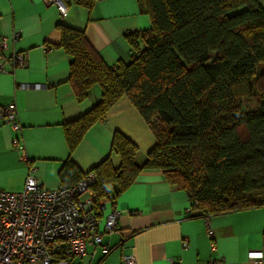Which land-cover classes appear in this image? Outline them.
I'll use <instances>...</instances> for the list:
<instances>
[{
	"label": "trees",
	"instance_id": "16d2710c",
	"mask_svg": "<svg viewBox=\"0 0 264 264\" xmlns=\"http://www.w3.org/2000/svg\"><path fill=\"white\" fill-rule=\"evenodd\" d=\"M66 4V0H63ZM97 0H73L91 10ZM151 23L130 33L131 62L111 67L83 32L59 26V48L71 57L75 98L102 89L99 104L64 125L70 151L107 111L126 98L149 126L154 147L143 165L137 147L113 134L109 159L93 172L96 202L116 198L145 169H158L185 192L198 217L264 207V0H137ZM67 6V4H66ZM256 98L252 109L245 101ZM67 161L59 174L73 186L82 176ZM95 203L93 211L99 217ZM193 215V216H196Z\"/></svg>",
	"mask_w": 264,
	"mask_h": 264
},
{
	"label": "crops",
	"instance_id": "0c3cea01",
	"mask_svg": "<svg viewBox=\"0 0 264 264\" xmlns=\"http://www.w3.org/2000/svg\"><path fill=\"white\" fill-rule=\"evenodd\" d=\"M61 17L43 0H0V42L6 49L7 73L0 74V108L13 106L19 130L0 122V191L18 193L32 171L47 190L65 186L59 174L67 161L82 175L109 159L113 169L121 159L111 152L118 132L137 147L135 162L143 165L155 137L126 98L117 101L70 151L64 125L87 114L102 98L91 87L79 102L71 84V57L59 48V26L84 33L100 59L111 67L131 62L130 33L150 30V19L137 0H97L91 10L66 0ZM18 33L17 40L12 35ZM12 55L26 57L25 67H13ZM8 60V61H7ZM20 147H23L20 150ZM81 175V176H82ZM190 199L170 185L158 169L142 170L125 192L105 202L99 218L119 212L117 233L104 234L102 247L88 246L75 264H120L132 255L135 264H251L249 253L264 248V207L243 212L198 217L188 214ZM207 229L213 233L209 238ZM120 234L127 236L123 244ZM186 245V246H185Z\"/></svg>",
	"mask_w": 264,
	"mask_h": 264
},
{
	"label": "built area",
	"instance_id": "2783aa9c",
	"mask_svg": "<svg viewBox=\"0 0 264 264\" xmlns=\"http://www.w3.org/2000/svg\"><path fill=\"white\" fill-rule=\"evenodd\" d=\"M43 3L55 7L61 17L67 15L63 0H43ZM18 37L14 33L12 40ZM6 48L5 41L1 40L0 50ZM10 58L13 67H25L23 55ZM5 63L6 59L0 55V74L7 73ZM0 122L11 125L14 131L20 128L13 106L0 108ZM95 183L96 175L89 172L71 187L47 190L31 171L21 192L0 191V264H75L73 260L84 257L88 246L102 247L104 234H118V211L106 215L102 227V221L93 211L97 203L92 191ZM112 200L111 197L100 200L99 210ZM195 205L191 203L188 214H197L192 209ZM207 235L213 237L210 229ZM126 239L127 236L120 234L121 244ZM102 251L105 255L110 252L106 247ZM248 260L251 264H264V248L249 253ZM120 264H135V259L132 255H123ZM206 264H216V261L209 260Z\"/></svg>",
	"mask_w": 264,
	"mask_h": 264
},
{
	"label": "rangeland",
	"instance_id": "374dc122",
	"mask_svg": "<svg viewBox=\"0 0 264 264\" xmlns=\"http://www.w3.org/2000/svg\"><path fill=\"white\" fill-rule=\"evenodd\" d=\"M261 72H264V67H261V68H260V72H259V73H261ZM256 100H257L256 98H253V99H250L249 102H248V101H245L244 104H243V110L246 111V110H250V109H252L253 104L256 103ZM104 218H105V216L100 218V220L102 221V225H101V227L103 226Z\"/></svg>",
	"mask_w": 264,
	"mask_h": 264
}]
</instances>
